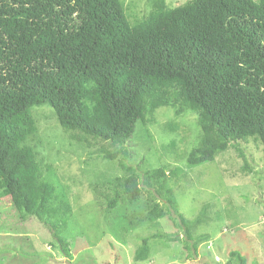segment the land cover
Returning <instances> with one entry per match:
<instances>
[{"label": "trees", "instance_id": "16d2710c", "mask_svg": "<svg viewBox=\"0 0 264 264\" xmlns=\"http://www.w3.org/2000/svg\"><path fill=\"white\" fill-rule=\"evenodd\" d=\"M149 2V13L132 24L121 0H0V178L21 217H36L56 236L69 206L55 203L57 187L28 144L38 130L35 107L49 105L64 129L114 144L111 160L131 156L124 146L138 121H154L163 106L198 117L203 133L191 167L244 138L264 144V0ZM123 167L110 192H100L110 208L141 195L138 170ZM149 174L162 187L173 177L189 181L180 167ZM152 201L148 217L170 214L179 230L144 238L136 257L146 260L151 238L182 240L198 255L208 236L195 231L210 221L207 205L188 218L172 188L164 204ZM232 255L249 264L239 251Z\"/></svg>", "mask_w": 264, "mask_h": 264}, {"label": "rangeland", "instance_id": "374dc122", "mask_svg": "<svg viewBox=\"0 0 264 264\" xmlns=\"http://www.w3.org/2000/svg\"><path fill=\"white\" fill-rule=\"evenodd\" d=\"M134 24L151 10L149 0H121ZM190 0H167L170 8ZM38 130L28 144L38 151L43 177L57 187L58 206H69L57 236L36 217L23 219L0 178V264H241L239 251L249 264H264V144L244 138L214 161L191 167L188 157L203 133L198 117L186 111L160 107L155 120L138 121L124 146L129 158L109 141L64 129L49 105L33 108ZM178 126L176 131L168 122ZM173 142H175L173 144ZM139 172L141 195L110 208L109 183L125 174L123 163ZM162 166L180 167L189 181L161 184L149 172ZM172 188L181 212L194 218L207 205L210 221L196 229L202 239L198 255L186 243L151 238L146 260L136 257L143 239L157 232H176L172 215L151 219V203L164 204ZM182 237V235H181Z\"/></svg>", "mask_w": 264, "mask_h": 264}]
</instances>
